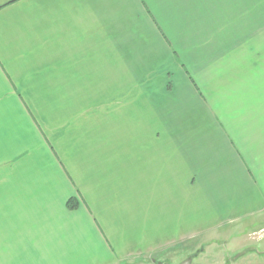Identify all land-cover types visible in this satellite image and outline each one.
<instances>
[{
  "label": "crops",
  "instance_id": "crops-1",
  "mask_svg": "<svg viewBox=\"0 0 264 264\" xmlns=\"http://www.w3.org/2000/svg\"><path fill=\"white\" fill-rule=\"evenodd\" d=\"M263 219L264 0H0V264Z\"/></svg>",
  "mask_w": 264,
  "mask_h": 264
},
{
  "label": "rangeland",
  "instance_id": "rangeland-1",
  "mask_svg": "<svg viewBox=\"0 0 264 264\" xmlns=\"http://www.w3.org/2000/svg\"><path fill=\"white\" fill-rule=\"evenodd\" d=\"M217 236L178 244L164 254L119 264H180L189 257L193 264H264V219L227 227ZM153 259V260H152Z\"/></svg>",
  "mask_w": 264,
  "mask_h": 264
},
{
  "label": "trees",
  "instance_id": "trees-1",
  "mask_svg": "<svg viewBox=\"0 0 264 264\" xmlns=\"http://www.w3.org/2000/svg\"><path fill=\"white\" fill-rule=\"evenodd\" d=\"M67 205H68V208L70 210H74V209L77 208L78 202L76 200H74V199H71V200L68 201V204Z\"/></svg>",
  "mask_w": 264,
  "mask_h": 264
},
{
  "label": "water",
  "instance_id": "water-1",
  "mask_svg": "<svg viewBox=\"0 0 264 264\" xmlns=\"http://www.w3.org/2000/svg\"><path fill=\"white\" fill-rule=\"evenodd\" d=\"M193 258L189 257L188 259H186L185 261L181 262L180 264H193Z\"/></svg>",
  "mask_w": 264,
  "mask_h": 264
}]
</instances>
